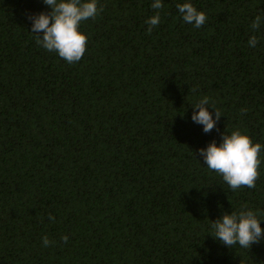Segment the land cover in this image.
Returning <instances> with one entry per match:
<instances>
[{
  "label": "trees",
  "instance_id": "16d2710c",
  "mask_svg": "<svg viewBox=\"0 0 264 264\" xmlns=\"http://www.w3.org/2000/svg\"><path fill=\"white\" fill-rule=\"evenodd\" d=\"M152 3L99 0L69 64L30 31L44 0H0V264H264V240L209 234L245 206L264 228V151L255 188L237 190L199 151L237 129L264 147V0H163L148 34ZM205 96L222 113L208 133L192 120Z\"/></svg>",
  "mask_w": 264,
  "mask_h": 264
},
{
  "label": "clouds",
  "instance_id": "9594fccd",
  "mask_svg": "<svg viewBox=\"0 0 264 264\" xmlns=\"http://www.w3.org/2000/svg\"><path fill=\"white\" fill-rule=\"evenodd\" d=\"M44 3L51 7L50 12L29 17L33 21L30 31L37 34L36 43L49 52L57 53L69 64L78 63L86 52L89 40L81 25L84 21L95 19L103 11V6L99 5V0H44ZM151 7L156 12L146 21L148 34L161 22L163 0H153ZM177 9L183 21L196 28L202 27L207 20L206 13L198 10L191 2L177 4ZM262 23L264 17L257 15L251 24L252 30H259ZM257 43L256 35L248 41L249 47L253 48ZM209 105L215 108V119L209 111ZM193 106L198 111L193 113L192 120L203 125L205 133L211 132L222 113L210 103L207 96ZM246 111L247 109H241L242 114ZM199 151L204 164L220 174L232 190L255 188L260 176V153L264 151V147L259 142L254 143L246 131L237 129L230 134H224L222 143L212 141L207 148ZM48 219L55 222V217L51 214ZM209 234L229 248L238 245L240 248L250 249L253 244L264 240V228L261 227L258 213L247 206L238 212L224 213L221 218L214 220ZM61 240L67 243L69 236L64 235ZM42 243L44 247H49L53 241L45 235Z\"/></svg>",
  "mask_w": 264,
  "mask_h": 264
}]
</instances>
